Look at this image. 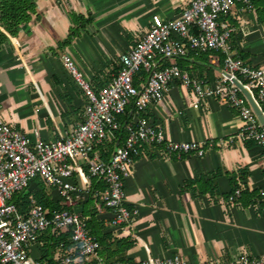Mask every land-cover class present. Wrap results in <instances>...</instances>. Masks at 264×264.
<instances>
[{"label":"crops","instance_id":"crops-1","mask_svg":"<svg viewBox=\"0 0 264 264\" xmlns=\"http://www.w3.org/2000/svg\"><path fill=\"white\" fill-rule=\"evenodd\" d=\"M34 2L35 9L15 33L8 31L7 20L0 14V117L32 140L44 141L67 136L85 119L88 97L65 68V54L74 59L91 85L96 86L94 78L100 75L103 86L98 87L99 91L112 80L113 70L121 64L120 56L149 30L154 15L175 19L190 4V0ZM252 2L253 10L236 4L228 15L221 16L220 23L236 28L229 40L232 55L240 58L239 54H245V60L240 59L258 68L264 66V0ZM73 14L83 16L82 22L87 20L84 27L78 29L81 21H74ZM75 29L78 33L73 36ZM225 57L221 51L195 54L190 50L176 61L191 76L215 81ZM169 63L171 60H164L162 66ZM194 101L191 89L176 81L163 100L149 105L143 114L173 141L228 139L242 129L239 111L223 100L203 98L199 107L192 105ZM121 130L96 149L99 156L108 152H101L103 147L110 149L103 160H109L116 148L124 145L128 132L122 135ZM242 169L248 176L241 184L264 192V152L256 144L236 140L229 146L208 148L202 157L192 153L182 158L159 156L153 148L143 146L125 181L128 205L139 209L134 223L126 227L130 232L126 234L107 226L109 210L98 205L88 190L75 194L71 203L47 183L43 189L33 181L25 192L46 193L54 202L64 203L88 219L89 211L97 208L96 218L116 237L135 242L125 253L122 247L99 251L104 264H115L120 254L132 264L175 255L194 264L227 262L244 253L264 259V202H235L225 197L232 190L233 176ZM216 172L220 195L214 200L205 190L209 187L206 180ZM196 177L204 179L194 187L188 186V180ZM75 178L82 184L81 178ZM53 236L55 233L48 230L31 247L32 257L41 264H61L60 259L76 249L75 244L65 252L62 245L53 249ZM48 247L51 249L44 258ZM71 264L99 262L76 260Z\"/></svg>","mask_w":264,"mask_h":264},{"label":"built area","instance_id":"built-area-1","mask_svg":"<svg viewBox=\"0 0 264 264\" xmlns=\"http://www.w3.org/2000/svg\"><path fill=\"white\" fill-rule=\"evenodd\" d=\"M236 4L253 10L252 0H190L189 7L175 19L152 17L149 30L129 51L120 56L121 69L99 91L65 54L63 63L77 86L88 97L85 119L56 141L32 140L0 117V264H41L31 255V247L46 231L71 228L76 249L60 259L61 264L74 261L104 264L99 257L100 243L88 228V217L69 210L50 214L44 205L31 199L30 209L22 213L13 202L15 194L25 191L36 177L55 186L62 198L71 203L75 194L92 190V181H102L105 188L95 190L98 205H104L111 217L107 226L113 231L130 233L127 226L139 215L138 208L129 207L125 181L130 177L143 146L153 148L159 156L182 158L188 154L202 157L208 148L225 147L236 140L253 141L264 152V123L261 122L248 97L247 90L264 116V66L251 67L232 55L229 40L236 28L220 23ZM225 53L224 66L215 81L197 78L181 68L177 59L189 51ZM164 60H171L162 66ZM144 70L148 77L136 82ZM176 81L191 89L194 107L203 98L216 97L239 111L242 129L228 139L197 141L168 140L162 129L143 113L153 103L163 100ZM133 105L134 119L127 126L125 143L116 148L109 160H103L96 149L121 129L119 116ZM39 136V132H34ZM75 177L81 178L80 184ZM240 195V189L236 190ZM264 202V192H262ZM234 201V197L230 198ZM125 264V263H118ZM139 264H194L179 255L165 259L148 258ZM196 264H264V259L241 254L227 262L204 261Z\"/></svg>","mask_w":264,"mask_h":264},{"label":"trees","instance_id":"trees-1","mask_svg":"<svg viewBox=\"0 0 264 264\" xmlns=\"http://www.w3.org/2000/svg\"><path fill=\"white\" fill-rule=\"evenodd\" d=\"M34 9H35L34 0H3L0 2V14L2 16L4 14V17L7 20L6 27L8 31L11 33H15L17 31V29L19 28L20 22L26 21L29 18V15H30L29 13L33 11ZM72 16L74 18V21L76 20L79 23L82 19H84L83 16L81 15L73 14ZM83 21L84 22L81 21V27L79 25L78 29L84 27L85 22L87 20H83ZM77 30L76 29L74 30L73 36L76 33H78ZM239 57L245 60V54H239ZM121 67L122 65L119 64L113 71L117 73L121 69ZM147 77H148V74L144 70H142L137 75L136 82L145 81ZM94 82L96 83V86L94 85H91V86L93 87L95 91H98V87L103 86L100 75H97L94 78ZM134 113H135L134 106L130 105L126 110V113L119 116V120L121 122V127H122V130H121L122 135H124V133L127 132V126L128 124L131 123ZM142 116L145 117L144 114ZM248 142H250L251 144H255V142L253 141H248ZM100 151L101 152L108 151L106 153H102V155L100 156L102 159H105L106 154L110 152V149H108V146H105ZM218 176H219V173L216 172V173H213L212 178L210 180H206L209 187L207 190H205V192L209 193L214 198V200H216L217 197H219L220 195L219 189L216 183V179ZM247 176H248V172H245L244 169L240 170L237 174L233 176L232 181H231L232 190L229 194H226L225 196L226 199H228V201H230V198L232 196L234 197L235 202L240 201L242 199L247 200L248 202H254V201H257L258 199H261V200L263 199L262 193H259L257 189L251 190L246 185L241 184L240 181L242 179H245ZM200 179H204V178L201 177ZM200 179H198L197 177L190 179L188 180L187 185L194 187L196 184L200 182ZM33 181H37L43 189L46 187L45 186L46 182L41 177H36ZM92 185H93L92 190L89 192L91 196L95 192V190H98V189L103 190L105 188V184L102 181H97L95 179L92 181ZM238 189H240V195L236 196L235 192ZM31 197L35 198L38 203L44 205V207H46L49 210L50 214L56 211H64V210L71 211L69 207L65 205L64 203L62 204L60 202H54L50 198V196L47 195L46 193L39 194V193H31V192L27 193L25 191H22V192L15 194L13 198V202L17 205L20 212L25 213L30 209ZM89 213H90V218L88 219V228L90 229L92 234H94L97 237L100 243L99 251L103 250L104 252H107V251H110L111 249L122 247L123 248L122 250L125 253V251H127L129 248H131L134 245L135 242L133 240L128 241L125 238L116 237L114 233L103 224L102 221L98 220L96 218V215L98 213L97 208L89 211ZM53 237H55V244L52 246L53 249L62 245V251L65 252L69 250L71 246L74 244L71 228H67L66 230H61V229L57 230L55 232V236ZM49 249L51 248L50 247L47 248L46 250L47 253L44 256V258L48 256ZM118 263L132 264L131 262L126 260L125 254L119 255L117 262L115 264H118ZM42 264H45V263H42Z\"/></svg>","mask_w":264,"mask_h":264},{"label":"water","instance_id":"water-1","mask_svg":"<svg viewBox=\"0 0 264 264\" xmlns=\"http://www.w3.org/2000/svg\"><path fill=\"white\" fill-rule=\"evenodd\" d=\"M239 86L243 90V92L246 94V96L248 97L251 105L253 106V108H254L255 112L257 113V115H258L259 119L261 120V122L264 123V116L262 114V111L260 110V108L258 107L256 102L254 101V99L252 98L250 93L247 90H245V88L242 85L239 84Z\"/></svg>","mask_w":264,"mask_h":264},{"label":"rangeland","instance_id":"rangeland-1","mask_svg":"<svg viewBox=\"0 0 264 264\" xmlns=\"http://www.w3.org/2000/svg\"><path fill=\"white\" fill-rule=\"evenodd\" d=\"M39 177V176H38Z\"/></svg>","mask_w":264,"mask_h":264}]
</instances>
